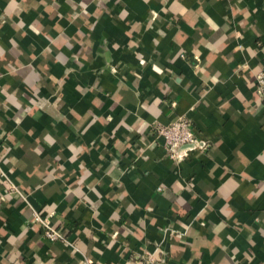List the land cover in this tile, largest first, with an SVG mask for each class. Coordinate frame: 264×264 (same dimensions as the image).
Listing matches in <instances>:
<instances>
[{
	"label": "crops",
	"instance_id": "1",
	"mask_svg": "<svg viewBox=\"0 0 264 264\" xmlns=\"http://www.w3.org/2000/svg\"><path fill=\"white\" fill-rule=\"evenodd\" d=\"M263 65L264 0H0V264H264Z\"/></svg>",
	"mask_w": 264,
	"mask_h": 264
},
{
	"label": "built area",
	"instance_id": "2",
	"mask_svg": "<svg viewBox=\"0 0 264 264\" xmlns=\"http://www.w3.org/2000/svg\"><path fill=\"white\" fill-rule=\"evenodd\" d=\"M257 92L264 94V65L262 70L256 77ZM156 134L163 138L164 147L168 157L176 162H183L192 153L203 154L208 151L210 144L205 139L198 137L194 130L190 118L187 116H180L174 119L171 123L165 126H158L155 129ZM0 183L4 186L8 194H16L23 201L27 202V196L23 194L19 187L10 179V177L0 170ZM32 208V207H31ZM53 213L43 215L41 211L32 208V219L36 224H39L43 229L44 237L50 242H60L65 246H70L71 242L67 238L66 233L55 227L51 219ZM147 264H166L162 259L155 258L148 254L146 257ZM85 264H90L87 260Z\"/></svg>",
	"mask_w": 264,
	"mask_h": 264
}]
</instances>
